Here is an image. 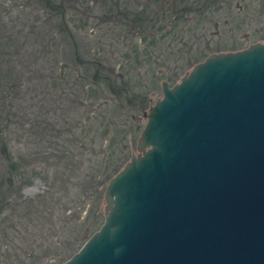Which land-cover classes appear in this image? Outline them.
Listing matches in <instances>:
<instances>
[{
	"label": "rangeland",
	"instance_id": "rangeland-1",
	"mask_svg": "<svg viewBox=\"0 0 264 264\" xmlns=\"http://www.w3.org/2000/svg\"><path fill=\"white\" fill-rule=\"evenodd\" d=\"M80 1L64 0L75 16L64 37L44 1L0 0V94L14 95L0 144V264H62L78 252L103 223L108 182L138 154L161 83L178 84L211 54L264 44V0L183 14L184 0L171 24L158 0ZM127 9L141 21L118 17ZM153 20L158 40L147 46Z\"/></svg>",
	"mask_w": 264,
	"mask_h": 264
},
{
	"label": "water",
	"instance_id": "water-1",
	"mask_svg": "<svg viewBox=\"0 0 264 264\" xmlns=\"http://www.w3.org/2000/svg\"><path fill=\"white\" fill-rule=\"evenodd\" d=\"M161 93L102 225L62 264H264V44L211 54Z\"/></svg>",
	"mask_w": 264,
	"mask_h": 264
},
{
	"label": "trees",
	"instance_id": "trees-1",
	"mask_svg": "<svg viewBox=\"0 0 264 264\" xmlns=\"http://www.w3.org/2000/svg\"><path fill=\"white\" fill-rule=\"evenodd\" d=\"M42 1H44L47 9L51 10V13H52L51 15L53 16L54 21H55V18L59 19V22L56 24L58 35L62 34L64 37H72L73 34L71 33V30L69 28L70 26L68 25V23H70L71 21H73V23H74L75 22V20H74L75 16L73 14L69 13V11H70L69 7H71V6H67L68 8H65V6L67 4L64 5V0H59L58 3L52 2L51 0H42ZM67 1H69V3L71 2L70 5H72V3L83 4V2H81L80 0H67ZM183 1L184 0H163V1L159 0V2H160L159 4H161L162 7L166 6V10L163 11V17L168 18V24H171L172 21H175L174 20V14L171 12L174 9V8L172 9V6H174V5L177 6L179 4H182ZM184 2L187 4L182 7L183 8L182 9L183 14H184V12L186 14H190L192 12H201V11L206 12V9H207V11H209L211 4L213 2H215V0H195V1L194 0H185ZM84 3H85V1H84ZM167 6H168V9H167ZM125 12L127 14H129L131 12V10L127 9ZM210 13H213V12L210 11ZM135 14H138V13H135ZM69 16H71V18H68ZM134 16L136 19L141 18V16H139V15H134ZM152 23H151V25L146 27V34L147 35L143 36V42L146 43L147 46L155 45L156 40H158L156 38V36L158 35V33H157L158 30L155 26L154 20L152 21ZM133 32L135 34L138 33L136 29H134ZM164 36H165V34L162 37H164ZM56 39H57V37H56ZM73 45H74L73 46L74 47L73 52L75 53L76 58H77V60H75L74 62L78 63L77 61L80 60L81 63L83 64V61L80 59L81 57L79 58L77 45L76 44H73ZM86 63H87V65L91 66L89 61H86ZM94 64L96 66L95 72H96V74H98L102 65L99 62H94ZM96 74L94 75V78L97 77ZM97 78L100 79L99 77H97ZM10 90H11V88H10ZM13 100H14V95L11 94L10 91H4L3 90L1 92V94H0V129H1L0 130V144L2 145L1 148L3 151L5 150V146H4V142H3L4 140L2 137V132L4 131L5 128H7L9 126V124L11 123L10 122L11 119L14 117V115H13L14 114ZM142 105L143 104H141L140 109L142 108ZM1 124H5V127H2ZM7 183H8L7 186H9V187L12 186V181L10 180V178L7 180ZM0 191H1V189H0ZM8 196H9V194H8ZM7 198L8 197L6 195L4 200H2L6 206L10 205V203L8 201L6 202ZM16 203L17 202H14L12 204L18 206V204H16ZM24 204H25V207L28 209H31L30 207H35V201L24 202ZM1 223H4V221H2ZM7 228H9V226ZM0 233L3 234V236L5 237L4 240H6V238L8 237L7 233L3 230H0Z\"/></svg>",
	"mask_w": 264,
	"mask_h": 264
},
{
	"label": "flooded vegetation",
	"instance_id": "flooded-vegetation-1",
	"mask_svg": "<svg viewBox=\"0 0 264 264\" xmlns=\"http://www.w3.org/2000/svg\"><path fill=\"white\" fill-rule=\"evenodd\" d=\"M162 1H163V0H162ZM159 3H160V2H159V0H158V2H157L158 5H157V6H159V8H160L161 10L164 11L163 7H162L161 4H159ZM166 3H167V2H166ZM173 8H174V9H173ZM172 9H173V10H172L171 12H172L173 14L178 13V12H177V9H176V5L172 6ZM131 11H132V10H131ZM178 11H179V10H178ZM179 12L181 13V12H183V10H180ZM132 14L135 15L134 12H133V13L130 12L129 14H127L125 11H121V12L118 13V17H125V18H128V17L133 16ZM110 15H111V16H114V13L111 12ZM162 15H163V14H162ZM134 17H135V16H134ZM162 17H163V16H162ZM183 17H184V16H183ZM148 18L150 19V16H146V20H147ZM135 19H136V18H135ZM135 19L132 20V23L135 22ZM141 19H142V18H140V19H136V21H141ZM174 19H177V18H176V14L174 15ZM150 22H151V20H150ZM76 60H77V58H76Z\"/></svg>",
	"mask_w": 264,
	"mask_h": 264
}]
</instances>
